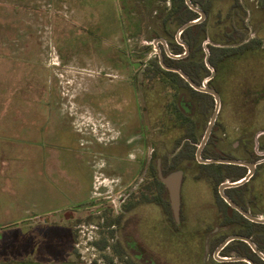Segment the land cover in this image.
I'll list each match as a JSON object with an SVG mask.
<instances>
[{
    "label": "rangeland",
    "instance_id": "rangeland-1",
    "mask_svg": "<svg viewBox=\"0 0 264 264\" xmlns=\"http://www.w3.org/2000/svg\"><path fill=\"white\" fill-rule=\"evenodd\" d=\"M231 1L214 5L208 15L211 34L229 24ZM241 2L247 16L240 12L237 20H247L245 36L254 37L264 30V0ZM252 5L261 9L254 16ZM160 7V0H0V258L6 249L28 251L36 241L42 264L52 258L78 263L87 251L96 255H86L87 261H102L93 244L110 235L109 229L118 234L134 207L132 196L126 209L119 201L131 191V185L124 184L136 171L142 172L140 158L153 147L156 167L162 155L178 150L175 139L183 128L175 123L171 108L176 94L165 80L161 94L167 96L169 107L163 113L168 123L154 118L153 125L144 128L143 68L162 50L159 40L154 44L157 37H151L161 20L154 10ZM172 27L176 29L174 23ZM135 50L139 53L132 58ZM136 60L139 66L133 69ZM231 82L235 91L229 103V67L213 79L222 98L216 134L218 139L229 134L219 147L241 157L246 154L242 137L232 135L243 124L233 111L240 85ZM159 89L161 84L149 91ZM258 107L264 109L263 99ZM146 134L152 141L147 148ZM180 168L178 225L174 228L168 221V251L185 255L186 261L174 264H211V230L222 235L239 227L222 225L215 187L206 177L196 176L198 162L183 161ZM118 214L119 222L111 228ZM129 259L116 262L131 264Z\"/></svg>",
    "mask_w": 264,
    "mask_h": 264
},
{
    "label": "trees",
    "instance_id": "trees-1",
    "mask_svg": "<svg viewBox=\"0 0 264 264\" xmlns=\"http://www.w3.org/2000/svg\"><path fill=\"white\" fill-rule=\"evenodd\" d=\"M160 1L163 2V7H160L157 11L154 10V12L160 16L161 20L155 27L157 29L153 28L151 37L162 36L172 53H182L184 48L175 38L176 30L181 24L198 17L199 14L192 10L185 0ZM191 1L203 9L206 16L201 22L188 26L180 35V38L189 45V52L181 58H172L163 53V60L169 66L182 69L192 80L200 83L203 78L210 74V69L204 59V42L206 41L205 46L209 50L208 60L210 65L215 68L216 75L221 69L224 71L227 66L229 67V103L232 102L233 99L231 98L235 91L230 86L232 84L231 81L235 82V87L237 84L240 85V96L236 100L238 104L232 110L242 118L241 122L243 124L238 134L242 137V144L246 154L241 157L229 154V157L255 160L258 158V155L254 151V133L264 127V109L261 110L258 107L261 100H264V30L258 32L254 37H246L243 28L247 27V22L243 20L242 23H239L236 15L241 12L247 16V10L241 0H232L229 5L231 8L229 12L231 19L229 24L219 27L211 34L208 30V15L211 13L214 5L216 3L217 5L219 4V0ZM167 2L169 5L166 8L165 3ZM261 8L264 9V2L261 4ZM256 10L258 9L252 5L251 16L257 14ZM173 23L176 25V29L172 27ZM155 58L147 62L143 68L145 81L142 84L145 86L143 89L146 96L144 99L146 103L145 108H151L153 119L161 118L163 122L165 120V124L168 123L163 113L164 109L169 107L166 102L167 96L166 94H161V91L164 89L163 80H165L169 83L168 89L173 94H176V101H174V105L171 108L174 110L177 118L174 121L178 127L183 128L181 135L175 139V149L181 145L179 149L171 156L163 155V172L168 173L178 169L183 161L189 163L191 160H196V143L200 139L199 136L203 134V132L201 133L202 126L204 120L209 118L208 114L214 107V99L211 94L192 88L179 73L164 69L160 65L158 57ZM160 84L161 89L155 92L149 91V88ZM182 99H189L192 102L190 111L184 110L181 104ZM196 111L199 112V116L194 113ZM214 130L202 150V156L206 158L228 157L227 154H224L219 149L210 153L211 150L216 148L218 142ZM258 142L259 148L264 150V134L259 137ZM198 165L200 172L196 176H204L213 182L219 218L222 225L229 223L240 225L241 228L237 233L251 237L256 246L264 253V224L247 219L231 207L220 196L218 191L220 183L227 180H236L244 176L247 172V167L227 163H198ZM154 171H157L156 167H154ZM225 192L235 203L250 213L260 215V212H262L264 214V162L257 164L254 173L246 182L238 186L226 188ZM164 209L169 221L174 225V228H177L178 224L174 217L170 200L164 201ZM227 235L222 234L217 236L211 243V247L214 248ZM96 244L100 248L104 247L106 245L105 237L97 241ZM233 251L237 254L247 255L253 259L255 264H264V260L256 255L245 241L233 240L229 242L221 250V255H230ZM107 259L112 261V257L108 256ZM212 264L247 263L244 261L218 262L213 259Z\"/></svg>",
    "mask_w": 264,
    "mask_h": 264
},
{
    "label": "flooded vegetation",
    "instance_id": "flooded-vegetation-1",
    "mask_svg": "<svg viewBox=\"0 0 264 264\" xmlns=\"http://www.w3.org/2000/svg\"><path fill=\"white\" fill-rule=\"evenodd\" d=\"M246 22H247V20H246ZM247 26H248V24H247ZM159 37L163 38L162 36H158L157 38H159ZM160 44L162 45L161 42H160ZM141 47L144 48V47H146V45H142ZM161 49H162L161 50L162 53L166 54V52L163 49V45H162ZM138 53L139 52H137V50L133 51L131 53V57L137 58ZM140 53H144V51H142ZM145 53H146V51H145ZM154 56L158 57L157 55H154ZM138 66H139L138 60L133 62V64L131 65V67L133 69H136ZM215 75H216V72H215ZM215 75L207 81V84L210 87L217 90V88L213 84V79L215 78ZM203 80H204V78L201 80L200 83H197L194 80L193 81L197 84H201L203 82ZM218 93H219V91H218ZM134 95H136V92L134 93ZM219 96H220V93H219ZM213 99H214V97H213ZM220 102L222 105L221 96H220ZM181 104H182V107L184 108V110H186V111H190L192 108V102L189 99H182ZM214 106H215V100H214ZM145 109H146V113H147V123H146V125H144V128H145V130H147L149 126L153 125L154 119H153V113H152L151 108L147 107ZM213 109H214V107H213ZM194 113L196 115L199 114V112H197V111ZM209 118L206 122V126L208 124ZM206 126L204 128V131L206 129ZM213 130L216 133V131H217V117H216V120L213 124L211 133L213 132ZM204 131H203V133H204ZM239 131H240V128L237 127L234 131H232V135L238 134ZM141 133L143 135V132H141ZM211 133H210V135H211ZM210 135H209V137H210ZM202 136H203V134H202ZM202 136H201V138H202ZM223 136L224 137L218 139L217 141L218 142L219 141H226V140H228V138H230L229 134L227 135V134L223 133ZM145 137H146V139H145V144H144L145 146L144 147L147 148L149 144L152 145V141L149 140L147 134ZM209 137H208V139H209ZM201 138L196 143V149H197V145L200 142ZM208 139H207V141H208ZM207 141H206V143H207ZM218 142H217L216 148L211 150L210 153H213L214 151L219 149L221 152H223L224 154H227L229 157V153L223 151L219 147ZM182 143H183V141H182ZM206 143H205V145H206ZM205 145L203 146V148L205 147ZM180 146H178V149ZM231 147H232V149L238 150V148L236 146H234V147L231 146ZM203 148H202V150H203ZM258 148H259V142H258ZM153 150H154V148L151 147L150 154L148 156H142L140 158V160L138 162L139 163L138 168H142V172L140 174H138V172L136 171L132 175L129 183L124 184V185L130 184L131 185V191L128 192L125 195V197L121 199V201H119V206H123L124 209L129 207L126 203L127 202L126 200L128 197L130 198L132 196L130 199V204L133 205L134 207L130 208L129 216L127 217L125 222L119 226V233L118 234L116 233L117 229H115L114 231H113V229H109L110 235L105 237L106 245L104 247L100 248L99 246H97L96 242H95V244H93V245H95L96 249H98L99 253L102 254L101 255L102 261L97 260V259L87 261L86 255H89V256L92 255V257H94V258L96 257L95 254L87 251V252H85L84 255H80V261L78 263H76L74 261H68V260L63 259V258H52V260L50 261V264H118L116 262V260H118V259L123 260L124 258L127 259L128 257L130 258L129 260H131V262H132L131 264H174V261L176 262V260L177 261H180V260L186 261L185 255H181V257L178 255V257H176L175 253L170 254V252L168 251L169 250V238H170L169 224H168L169 219H168V215L164 209V201L170 200V193H169L168 184L162 180V177L166 176L170 172H168V173L163 172V170H164L163 155H162L161 159H158V160H160V166L158 164L156 166L157 171L156 172L154 171V165L152 163V161H153ZM202 150H201V156H202ZM259 150H261V149L259 148ZM242 151L243 152L245 151L243 148V145H242ZM254 151H255V143H254ZM195 152H196V150H195ZM255 153H256V151H255ZM257 155H258V158L255 160H247V159H244V160L251 161V162H257L256 163V166H257V164L264 162V161L259 162V160L264 158V154H257ZM224 157H227V156H224ZM232 158H234V157H232ZM195 159H196V156H195ZM196 161H197V159H196ZM198 163H200V162H198ZM178 169H181V168L179 167ZM247 171H248V168H247ZM182 178H183V176H182ZM182 178H181V181H182ZM107 197L110 198L111 201H113V197L111 195H109ZM119 197H120V195H119ZM141 210H142V213L140 212ZM119 216H120V214H118L115 217L114 221L110 224L111 228L116 227L117 223L119 222V218H120ZM229 225H235V224L229 223ZM237 226L239 227V229L241 228L240 225H237ZM238 230L228 234L227 236L232 235V234H240V233H237ZM114 233L117 234L115 240L113 239ZM138 234L140 236H138ZM210 234L211 235H210L209 241H208L209 247H211V243L215 240V238L217 236H219L216 228H213L211 230ZM241 235H243V234H241ZM245 236H247V235H245ZM138 237H140V238H138ZM110 239L113 241V243L110 242ZM233 240H240V239H233ZM233 240H230L229 242H231ZM33 244L34 245L31 248H29L28 251H22L19 249V250H17V252H9V249L4 250V252L1 254L2 258H0V262H1L0 264H42V261H41L42 259L40 258L42 250H40V247L37 245L36 241H34ZM218 245L214 246V251ZM225 246H223L219 250L218 253L220 255H217V256L224 257V256L241 255V254H237L234 251L231 252L230 255H221V250ZM214 251H213V253H214ZM252 251H253V249H252ZM126 252L129 254V256L125 255ZM253 252L256 253L255 251H253ZM45 253H48L50 255H55L54 251H48V252L45 251ZM109 254H111L115 257V258H112V261H109L107 259L108 256L110 257ZM256 255H258V254L256 253ZM244 256H247V255H244ZM213 259L215 261H218V262H223V261L216 259L215 253L213 255ZM213 259H212V263H213ZM230 261L231 260H229V262ZM237 261H241V260H237ZM231 262H234V261L232 260ZM120 264H122V263H120ZM202 264H205V261H203Z\"/></svg>",
    "mask_w": 264,
    "mask_h": 264
},
{
    "label": "water",
    "instance_id": "water-1",
    "mask_svg": "<svg viewBox=\"0 0 264 264\" xmlns=\"http://www.w3.org/2000/svg\"><path fill=\"white\" fill-rule=\"evenodd\" d=\"M186 4L194 11L198 12L199 16L190 20H187L186 22H184L183 24H181L178 29L176 30L175 33V38L177 40L178 43H180L183 48L184 51L182 53H172L169 50V47L167 45V42L165 41L164 38H156L154 40V44L157 42V40H159L162 45H163V49L166 52L167 55H169L172 58H181L184 57L188 52H189V45L183 41L180 38V35L182 33V31L184 29H186L188 26H191L195 23H199L202 20H204L206 13L203 9L199 8L198 6H196L195 4L192 3L191 0H185ZM208 41V40H207ZM206 41L204 42V51H205V62L207 64V66L210 69V74L204 78L203 82L201 84H197L195 83L188 75L187 73H185L182 69L174 67V66H169L167 65L164 60H163V53L160 49H158L157 53H158V59H159V63L160 65L166 69V70H171V71H175L177 73H179L194 89L198 90V91H202V92H207L210 93L215 100V106L214 109L212 111V114L209 118L208 124L206 126V129L203 133V136L200 140V142L197 145V149L195 152V156L198 162L200 163H227V164H238V165H243L246 166L248 168L247 173L242 176L239 179L236 180H227L224 181L222 183H220L218 185V191L220 196L234 209H236L238 212H240L243 216H245L247 219L253 221V222H257V223H263L264 224V216L261 215H254L252 213H250L249 211H247L246 209H244L243 207H241L239 204L235 203L225 192V188L228 187H234V186H238L244 182H246L254 173L255 168H256V163L257 162H251V161H247L244 159H239V158H232V157H210V158H205L201 156V150L203 148V146L205 145L213 124L216 120L217 114L219 112L220 109V96L217 90H215L214 88L210 87L207 84V81L212 78L215 75V68L212 67L209 63L208 57H209V50L208 48L205 46ZM264 134V129L257 131L254 134V143H255V149L258 148V139L261 135ZM260 154H264V150L260 151ZM264 161V158H262L261 160H259V162ZM183 176V170L182 169H176L172 172H170L169 174H167L166 176L162 177V180L165 181L168 184L169 187V193H170V203H171V207L173 210V214L175 219H178L179 217V208H180V184H181V178ZM233 239H240L243 240L245 242H247L250 247L253 249V251H255L263 260H264V253L256 246V244L253 242V240L245 235H241V234H232L227 236L215 249L214 253H215V257L217 260L220 261H229V260H233V261H237V260H241V261H245L248 264H255L254 261L248 257V256H244V255H235V256H224V257H220L217 256V253L219 252V250L225 246L230 240Z\"/></svg>",
    "mask_w": 264,
    "mask_h": 264
},
{
    "label": "crops",
    "instance_id": "crops-1",
    "mask_svg": "<svg viewBox=\"0 0 264 264\" xmlns=\"http://www.w3.org/2000/svg\"><path fill=\"white\" fill-rule=\"evenodd\" d=\"M181 184H182V181H181ZM181 184H180V204H181Z\"/></svg>",
    "mask_w": 264,
    "mask_h": 264
}]
</instances>
